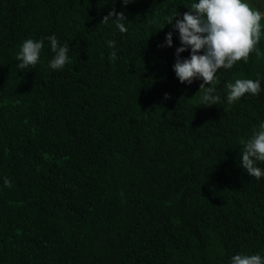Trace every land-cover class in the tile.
<instances>
[{"label":"trees","instance_id":"16d2710c","mask_svg":"<svg viewBox=\"0 0 264 264\" xmlns=\"http://www.w3.org/2000/svg\"><path fill=\"white\" fill-rule=\"evenodd\" d=\"M113 2L0 0V264L264 256V177L239 166L241 141L264 122V56L221 69L220 103L198 106L203 81L180 83L179 32L165 24L198 0ZM246 2L264 25V0ZM113 7L128 18L124 34L100 23ZM53 34L71 63L52 70L45 39L36 68L19 70V45ZM236 79H259L260 94L228 104Z\"/></svg>","mask_w":264,"mask_h":264},{"label":"clouds","instance_id":"9594fccd","mask_svg":"<svg viewBox=\"0 0 264 264\" xmlns=\"http://www.w3.org/2000/svg\"><path fill=\"white\" fill-rule=\"evenodd\" d=\"M131 2L133 0H122L125 6ZM186 7L188 11L183 13L182 18L175 19L173 23L174 18L179 15L177 12L168 17L165 23L179 32L180 47L176 48L173 70L182 84L191 85L194 80L203 81L199 85L203 95L198 106L218 105L221 97L215 86L220 79L219 71L230 70L239 61L247 63L250 53L254 52L258 58L264 56L259 48L260 39L264 36L262 13L246 0H198ZM109 20H112L121 34L128 31L124 23L128 18L123 11L117 12L113 7L100 23L106 24ZM172 37L173 32L169 31L165 37L168 47L172 46ZM45 39L54 53L49 60L52 70H62L66 64L71 63L68 45H61L53 34L40 40L25 39L19 45L16 53L19 70L36 68ZM107 45L113 49L109 59L115 60L116 41L108 40ZM189 49V58H181L180 53ZM225 88L228 104L237 103L245 94L259 95L262 90L259 79H236L235 82H227ZM164 98H170L169 94L166 93ZM241 144L239 166L251 178L261 179L264 177V169L257 164L264 163V122H260L251 136L241 141ZM3 183L5 187H12L7 177L3 178ZM229 264H264V256L235 254L231 256Z\"/></svg>","mask_w":264,"mask_h":264},{"label":"rangeland","instance_id":"374dc122","mask_svg":"<svg viewBox=\"0 0 264 264\" xmlns=\"http://www.w3.org/2000/svg\"><path fill=\"white\" fill-rule=\"evenodd\" d=\"M247 1V0H246ZM249 2H251V0H248Z\"/></svg>","mask_w":264,"mask_h":264}]
</instances>
